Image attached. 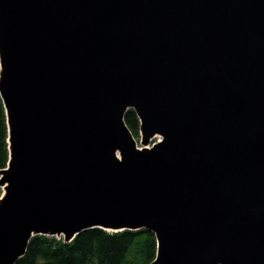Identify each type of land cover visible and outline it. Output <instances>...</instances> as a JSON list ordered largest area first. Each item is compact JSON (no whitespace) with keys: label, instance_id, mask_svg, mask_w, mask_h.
Wrapping results in <instances>:
<instances>
[{"label":"water","instance_id":"95a60500","mask_svg":"<svg viewBox=\"0 0 264 264\" xmlns=\"http://www.w3.org/2000/svg\"><path fill=\"white\" fill-rule=\"evenodd\" d=\"M14 1L0 0L11 153L0 264H16L35 235L70 243L96 228L155 232L153 264H264V0ZM33 101L50 104L65 148L37 147Z\"/></svg>","mask_w":264,"mask_h":264},{"label":"trees","instance_id":"16d2710c","mask_svg":"<svg viewBox=\"0 0 264 264\" xmlns=\"http://www.w3.org/2000/svg\"><path fill=\"white\" fill-rule=\"evenodd\" d=\"M134 137H140V120L134 110L125 115ZM7 113L0 95V171L10 159ZM1 196V190H0ZM156 240L148 230L107 233L92 229L66 244L62 239L35 236L26 255L16 264H152L156 258Z\"/></svg>","mask_w":264,"mask_h":264},{"label":"bare ground","instance_id":"6f19581e","mask_svg":"<svg viewBox=\"0 0 264 264\" xmlns=\"http://www.w3.org/2000/svg\"><path fill=\"white\" fill-rule=\"evenodd\" d=\"M228 20V12L224 13L223 16L219 20V38L218 41L220 44L225 45L226 47V53L227 55L229 54L228 48L229 45L227 43V37L228 35H232V31L229 29L230 23L227 21ZM14 23V22H13ZM9 26V25H8ZM7 28V27H6ZM16 29V28H15ZM179 36L183 34L182 29L179 28ZM9 31V30H8ZM2 41V33L0 31V44ZM204 44L206 46L209 45V40H204ZM226 57L224 58V60ZM157 58H154V63L156 64ZM166 74V73H165ZM34 94V93H33ZM51 95V94H50ZM44 97V96H43ZM40 99V98H39ZM49 101V100H47ZM18 110V109H17ZM26 113V112H25ZM21 115V114H20ZM22 120V119H21ZM25 120V119H24ZM28 121V129L31 138H33L37 142V147L39 148L38 140L40 138L42 144H46V142H50L52 146H54L57 149H63L65 148V137L63 135L62 129H54L53 128V122L51 118V106L50 104L47 103H38L37 101H33L29 109H27V114H26V120L25 122ZM55 125V124H54ZM61 126V125H60ZM30 139V138H29ZM31 140V139H30ZM67 141V140H66ZM33 142V141H32ZM68 143V142H67ZM41 144V145H42ZM49 144V145H51ZM71 145V144H70ZM48 146V145H47ZM54 148V149H55ZM42 149V148H41ZM40 149V150H41ZM44 149V148H43ZM37 150V149H36ZM46 150V149H45ZM64 151V150H63ZM37 152V151H36ZM39 152V151H38ZM45 152V151H44ZM47 152V151H46ZM49 152V151H48ZM54 152V151H53ZM41 153V152H40ZM58 153V152H57ZM56 153V154H57ZM60 153V151H59ZM42 154V153H41ZM62 155V154H61ZM58 156V155H57ZM61 157V156H59ZM45 158V157H44ZM52 158V157H51ZM57 158V157H56ZM55 158V159H56ZM62 158V157H61ZM42 159V158H41ZM54 159V160H55ZM66 159V158H65ZM64 160V159H63ZM44 161V159H43ZM55 163V162H54ZM63 164V163H62ZM67 168V167H66ZM205 172V170L203 171ZM206 174V173H205ZM203 175V174H202ZM201 176V175H200ZM202 179V178H201ZM204 179V178H203ZM209 179V178H208ZM200 180V178H199ZM208 185V183L206 184ZM205 187V186H204ZM206 189H209L208 187H205ZM198 189V188H196ZM1 190V196L0 198L4 201L7 198V192L4 190L2 186H0ZM195 190V189H194ZM194 193V192H193ZM207 195V194H206ZM205 195V196H206ZM195 199L200 198V193L199 190L196 191L195 194ZM61 199V198H60ZM200 200V199H199ZM194 203V202H193ZM197 204V203H196ZM245 204V203H244ZM251 204V203H249ZM201 205V204H200ZM252 205V204H251ZM204 206V205H203ZM202 206V207H203ZM53 207V206H52ZM197 207V206H196ZM45 208V207H44ZM238 208V207H237ZM52 209V208H51ZM250 212V211H249ZM248 212V213H249ZM235 213V212H234ZM239 215V213H238ZM243 218V217H242ZM238 219V218H237ZM180 228V227H179ZM135 232V231H133ZM159 252V247H157V254Z\"/></svg>","mask_w":264,"mask_h":264},{"label":"rangeland","instance_id":"374dc122","mask_svg":"<svg viewBox=\"0 0 264 264\" xmlns=\"http://www.w3.org/2000/svg\"><path fill=\"white\" fill-rule=\"evenodd\" d=\"M14 1V0H13ZM15 2V1H14ZM13 2V3H14ZM17 2V1H16ZM15 2V3H16ZM25 15V14H24ZM158 139H154L152 142H151V144H153L154 142H156ZM137 142L139 143V145H140V142H141V138H139V139H137ZM141 146V145H140ZM151 146V145H150ZM149 146V147H150ZM89 157V156H88ZM116 167V166H115ZM123 169V168H122ZM121 169V170H122ZM124 171H125V169H123ZM139 173V172H138ZM111 174V173H110ZM120 174V173H119ZM124 174V173H123ZM146 174V173H145ZM142 175V174H141ZM120 176H121V174H120ZM68 178V177H67ZM125 178V177H124ZM135 179V178H134ZM148 179V178H147ZM149 180V179H148ZM140 181V180H139ZM150 184V183H149ZM153 184V183H152ZM146 185V182L144 181H142V183H140L138 186H137V190L136 191H138V195H136V202H138L140 199H141V197H142V191H141V188H143L144 186ZM151 186V185H150ZM152 187V186H151ZM130 188V187H129ZM134 188V187H133ZM154 189V188H153ZM158 189V188H157ZM161 189V188H160ZM132 191V190H131ZM160 191V190H159ZM158 191V192H159ZM105 194H107V193H105ZM137 194V193H136ZM121 195V194H120ZM148 195H149V193H148ZM125 196V195H124ZM150 196H152V195H150ZM98 197V196H97ZM107 197V196H106ZM117 197V196H116ZM135 197V196H134ZM148 197V196H147ZM100 198V200H99V203H101L100 201H102L103 200V198H105L104 196H103V194H102V196L101 197H99ZM133 198V197H132ZM144 198V197H143ZM122 199H124V198H122ZM127 199V198H126ZM131 199V198H130ZM134 199V198H133ZM132 199V200H133ZM142 200V199H141ZM97 201V200H96ZM124 201V200H123ZM120 202H121V200H120ZM133 202V201H132ZM131 202V203H132ZM135 202V201H134ZM141 202V201H140ZM103 203H104V201H103ZM102 203V204H103ZM112 203V202H111ZM149 203V202H148ZM124 204V203H123ZM129 204V203H128ZM135 204V203H134ZM141 204V203H140ZM147 204V203H146ZM110 205V204H109ZM114 205V204H113ZM138 205V204H137ZM142 205V204H141ZM98 206V205H97ZM110 206H112V204L110 205ZM136 206V205H135ZM139 206V205H138ZM146 206V205H145ZM107 207H108V205H107ZM117 207V206H116ZM85 208V207H84ZM125 208V207H124ZM75 209V208H74ZM120 209V208H119ZM127 209H128V207H127ZM136 209V208H135ZM135 209H132V207H131V209L130 210H126V209H124V210H122V206H121V212H120V215H126V214H139V211H137V210H135ZM154 209V211H155V208H153ZM72 210V209H71ZM76 210V209H75ZM112 210H114V209H112ZM77 211V210H76ZM75 211V212H76ZM117 211V210H116ZM102 212V211H101ZM119 212V211H118ZM145 212V211H144ZM105 213V212H104ZM111 214L113 213V211H111L110 212ZM147 213V212H146ZM92 214V213H91ZM98 214V213H97ZM103 214V213H102ZM113 214H115V213H113ZM77 215V214H76ZM110 215V214H109ZM140 215H143V212H141V214ZM153 215V214H152ZM102 215H101V213H100V217H101ZM112 216H114V215H112ZM126 216H128V215H126ZM130 216V215H129ZM134 216V215H133ZM145 215H143V217H144ZM147 216H149V214L147 213ZM157 216V215H156ZM78 217V216H77ZM97 217V216H96ZM103 217H105V216H103ZM108 217V216H107ZM152 217V216H151ZM151 217H150V219H151ZM154 217V216H153ZM111 218V217H110ZM117 218V217H116ZM120 218V217H119ZM131 218V217H130ZM137 218V217H136ZM147 218V217H146ZM157 218V217H156ZM155 218V219H156ZM103 219H105V218H103ZM135 219V218H134ZM80 220H81V218H80ZM79 220V221H80ZM116 220V219H115ZM133 220V219H132ZM137 220V219H136ZM161 220V219H160ZM106 221H107V218H106ZM139 221V220H138ZM162 221V220H161ZM75 222V221H74ZM171 223V222H170ZM156 224H159V222H157ZM161 224V223H160ZM168 224H169V222H168ZM165 228V227H164ZM170 228V227H169ZM166 230V229H165ZM151 234H153V236H154V238H155V240L157 239V234L155 233V232H152L151 230H148ZM171 231V230H170ZM169 231V232H170ZM164 234V233H163ZM170 234V233H169ZM165 235V234H164ZM164 235H162V236H164ZM168 238V237H167ZM165 239V238H164ZM163 239V240H164ZM171 241H172V238H171ZM171 241H169V242H171ZM166 242V241H165ZM156 244H157V242H156ZM165 244V243H164ZM174 244V243H173ZM168 245V244H167ZM170 245V244H169ZM176 248H177V246H176ZM28 250V249H27ZM27 253V252H26ZM156 254H157V252H156ZM19 261V260H18Z\"/></svg>","mask_w":264,"mask_h":264}]
</instances>
